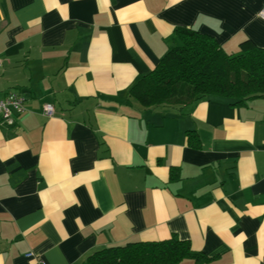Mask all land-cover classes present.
Returning a JSON list of instances; mask_svg holds the SVG:
<instances>
[{
	"label": "crops",
	"instance_id": "obj_1",
	"mask_svg": "<svg viewBox=\"0 0 264 264\" xmlns=\"http://www.w3.org/2000/svg\"><path fill=\"white\" fill-rule=\"evenodd\" d=\"M262 6L0 0V95L26 96L0 122V264H33L28 252L85 264L107 246L173 236L208 258L178 264H264V97L171 112L128 94L178 44L176 27L227 53L264 47Z\"/></svg>",
	"mask_w": 264,
	"mask_h": 264
},
{
	"label": "trees",
	"instance_id": "obj_2",
	"mask_svg": "<svg viewBox=\"0 0 264 264\" xmlns=\"http://www.w3.org/2000/svg\"><path fill=\"white\" fill-rule=\"evenodd\" d=\"M174 32L178 44L129 89L130 98L141 108L181 112L210 97L235 106L264 97V47L245 40L238 52L227 53L212 35L184 26ZM188 137L196 135L190 131ZM184 258L208 260L203 253L193 251L189 241L173 236L107 246L91 253L85 264H178Z\"/></svg>",
	"mask_w": 264,
	"mask_h": 264
},
{
	"label": "built area",
	"instance_id": "obj_3",
	"mask_svg": "<svg viewBox=\"0 0 264 264\" xmlns=\"http://www.w3.org/2000/svg\"><path fill=\"white\" fill-rule=\"evenodd\" d=\"M258 14L261 18H264V6H262ZM1 65L2 62L0 60V67ZM25 100V94L16 90L0 95V122L13 123L14 117L24 111ZM42 110L46 116L54 114V106L50 103L43 104ZM26 256L34 259L33 264H46L42 257L35 255L33 252L26 253Z\"/></svg>",
	"mask_w": 264,
	"mask_h": 264
}]
</instances>
